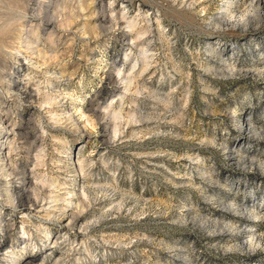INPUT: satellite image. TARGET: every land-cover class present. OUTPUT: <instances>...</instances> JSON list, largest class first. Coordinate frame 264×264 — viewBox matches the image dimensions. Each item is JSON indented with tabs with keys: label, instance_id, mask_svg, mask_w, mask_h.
I'll return each instance as SVG.
<instances>
[{
	"label": "rangeland",
	"instance_id": "rangeland-1",
	"mask_svg": "<svg viewBox=\"0 0 264 264\" xmlns=\"http://www.w3.org/2000/svg\"><path fill=\"white\" fill-rule=\"evenodd\" d=\"M0 264H264V0H0Z\"/></svg>",
	"mask_w": 264,
	"mask_h": 264
}]
</instances>
